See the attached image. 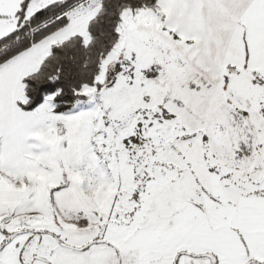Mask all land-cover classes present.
<instances>
[{
  "label": "snow or ice",
  "instance_id": "6c2138e0",
  "mask_svg": "<svg viewBox=\"0 0 264 264\" xmlns=\"http://www.w3.org/2000/svg\"><path fill=\"white\" fill-rule=\"evenodd\" d=\"M0 264H264V0H0Z\"/></svg>",
  "mask_w": 264,
  "mask_h": 264
}]
</instances>
